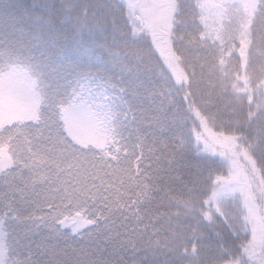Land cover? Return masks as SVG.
Wrapping results in <instances>:
<instances>
[{
	"label": "snow or ice",
	"instance_id": "obj_1",
	"mask_svg": "<svg viewBox=\"0 0 264 264\" xmlns=\"http://www.w3.org/2000/svg\"><path fill=\"white\" fill-rule=\"evenodd\" d=\"M0 264H264V0H0Z\"/></svg>",
	"mask_w": 264,
	"mask_h": 264
}]
</instances>
